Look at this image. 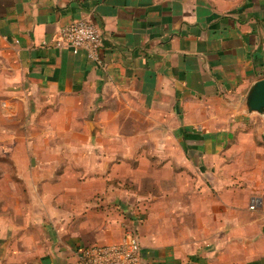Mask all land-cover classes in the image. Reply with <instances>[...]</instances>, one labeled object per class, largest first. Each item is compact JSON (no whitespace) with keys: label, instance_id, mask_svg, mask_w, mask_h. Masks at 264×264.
Segmentation results:
<instances>
[{"label":"crops","instance_id":"obj_1","mask_svg":"<svg viewBox=\"0 0 264 264\" xmlns=\"http://www.w3.org/2000/svg\"><path fill=\"white\" fill-rule=\"evenodd\" d=\"M82 18L102 34L98 63L54 45ZM0 70L14 168L0 174L12 184L0 188V264H79L81 249L129 230L141 264H264L260 196L252 210L219 188L211 210L179 193L186 173L148 174L168 188L137 195L122 171L148 150L168 168L240 163L241 137L264 122L245 110L264 79V0H0Z\"/></svg>","mask_w":264,"mask_h":264},{"label":"rangeland","instance_id":"obj_2","mask_svg":"<svg viewBox=\"0 0 264 264\" xmlns=\"http://www.w3.org/2000/svg\"><path fill=\"white\" fill-rule=\"evenodd\" d=\"M2 72L0 70V78L2 77ZM4 75V74H3ZM1 82V79H0ZM1 93V91H0ZM257 118L264 121L263 117L256 114ZM135 122V121H134ZM136 124V123H134ZM136 125H132L129 127L130 131L128 132V135L135 136L136 133H134L136 129ZM9 130L13 129V126L11 125V121H8L3 116H0V174H9L14 172L13 166L8 164V156L10 154L9 149H3L1 146L8 144L10 137L12 134L7 133ZM248 132L244 133L241 137V140L243 141V148L239 149L236 154L237 157L240 158V163H230V160H235L234 156L226 157V161H229V163L224 164L223 166H201V165H192V166H186V165H175L171 166V168H168L164 164H159L151 161L152 155L151 150H148L149 152H146V161H144L145 164H139L131 161V163L128 165L127 169L123 168L122 171L129 172L126 182L124 186V189L129 191L130 193H135L137 195L143 194V193H151L153 188H155V184L157 185L160 183L163 186L165 185V188H168L169 182H158V181H152L147 177L148 174H154V173H172V171H176L178 174L186 173L191 176L189 178L190 180H178L177 182V189L180 191L179 193L184 195L183 188L184 186H187L191 194V203L193 205H196L199 201L201 204H205V206H209L208 208L213 210V207H215L216 203V195L218 192V189L220 188V191L227 190L228 192H233L239 194L238 196L240 199L247 198L248 203L251 200V198L254 197V195L261 197V202L263 204L264 202V124H261L260 121H256L249 125ZM133 130V131H132ZM115 133H110L111 136H114ZM152 133H146V137L149 139L152 138ZM235 143V142H234ZM147 151V150H146ZM149 153V156H148ZM235 154V153H234ZM150 159L148 161L147 159ZM150 163V164H149ZM119 171V170H118ZM120 172V171H119ZM241 173H248V174H256L259 179L257 182L250 181L245 179L244 176H241L242 179H238L240 177H236V175H239ZM130 173H136L141 179L136 180ZM219 174L220 177V183L215 176ZM227 175L228 178L222 177V175ZM213 175V177H211ZM14 183V182H13ZM119 183L121 182H114ZM255 183H257V187L259 185V190H262V192H253L255 188ZM12 187L11 182L7 181H0V188L1 189H10ZM14 188V186H13ZM252 192V193H250ZM179 195V194H178ZM182 200L184 197L182 196ZM258 201V200H257ZM261 202L258 201V204H261ZM251 203V201H250ZM138 204L139 201H135L133 205L131 204V208L133 211L138 210ZM262 206V205H261ZM260 206V207H261ZM250 208V207H249ZM127 231V230H126Z\"/></svg>","mask_w":264,"mask_h":264},{"label":"built area","instance_id":"obj_3","mask_svg":"<svg viewBox=\"0 0 264 264\" xmlns=\"http://www.w3.org/2000/svg\"><path fill=\"white\" fill-rule=\"evenodd\" d=\"M54 45L69 48L74 55L84 52L90 61L98 63L102 34L89 18L73 20L59 30ZM257 205L258 201L253 200L250 209ZM79 259V264H141L138 236L129 230L119 243L81 249Z\"/></svg>","mask_w":264,"mask_h":264},{"label":"water","instance_id":"obj_4","mask_svg":"<svg viewBox=\"0 0 264 264\" xmlns=\"http://www.w3.org/2000/svg\"><path fill=\"white\" fill-rule=\"evenodd\" d=\"M245 110L247 114H258L264 119V79L252 86L245 100Z\"/></svg>","mask_w":264,"mask_h":264}]
</instances>
